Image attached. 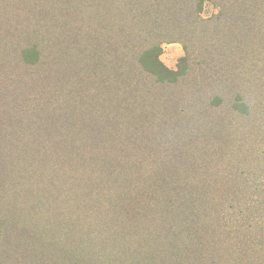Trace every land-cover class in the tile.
Instances as JSON below:
<instances>
[{
  "label": "trees",
  "instance_id": "1",
  "mask_svg": "<svg viewBox=\"0 0 264 264\" xmlns=\"http://www.w3.org/2000/svg\"><path fill=\"white\" fill-rule=\"evenodd\" d=\"M184 33L237 89L169 118ZM0 59V264H264V0H0Z\"/></svg>",
  "mask_w": 264,
  "mask_h": 264
},
{
  "label": "rangeland",
  "instance_id": "2",
  "mask_svg": "<svg viewBox=\"0 0 264 264\" xmlns=\"http://www.w3.org/2000/svg\"><path fill=\"white\" fill-rule=\"evenodd\" d=\"M216 12L217 9L208 4L202 17L209 18ZM13 43L18 44L17 40H14ZM186 51H189V72L175 87L168 90V93H176V96L170 103L172 109L167 110L162 106L165 117H173L178 107H186L188 111L189 107L192 110L195 108L200 109L206 104L209 97L220 91H228L227 93L230 95L237 89L235 84L228 79V76H226L227 79L223 76L224 72L222 68L224 65L218 57V52L214 48L207 47L199 33L195 36H188L184 33L168 37V40L163 44V54L161 57L167 66L176 69L180 59L186 56ZM228 52L231 54V51ZM230 54L225 62L228 69L233 67L234 62V55ZM11 73L12 70L8 72L6 62L0 59V79L9 77ZM45 88V86L43 88L35 87L34 91L36 92ZM160 101L161 99L159 103ZM227 101H229L228 96ZM188 136L194 137L191 133Z\"/></svg>",
  "mask_w": 264,
  "mask_h": 264
}]
</instances>
